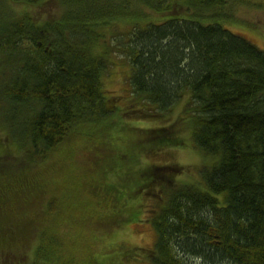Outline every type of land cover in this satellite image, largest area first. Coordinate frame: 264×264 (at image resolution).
<instances>
[{
  "label": "trees",
  "instance_id": "obj_1",
  "mask_svg": "<svg viewBox=\"0 0 264 264\" xmlns=\"http://www.w3.org/2000/svg\"><path fill=\"white\" fill-rule=\"evenodd\" d=\"M165 1L171 0H0L5 65L0 105L7 107L8 118L7 137H0V168L14 167L0 172V186L8 187L0 193V233L10 234L0 238V264H47L54 259L51 234L56 237L69 226L63 219V204L69 202H59L64 188L61 193L53 188L39 211L41 197L34 200V191L46 193V174L40 170L49 157L65 155L71 152L68 146L81 142L98 156L88 175L96 172L101 179L108 167L119 166L115 177L96 185L93 203L99 210L89 215L76 209L82 228L100 235L125 229L152 199L157 205L151 225L158 240L149 260L154 264H264V51L225 27L224 21L234 17L227 10L231 0H172L162 6ZM51 4L56 12L49 20L42 11ZM181 4L190 14L174 11ZM16 6L27 12L12 13ZM214 6L216 13L211 12ZM147 7L163 14L159 23L129 24L131 31L122 34L114 27L118 20L143 19L140 9ZM108 26L113 27L111 35ZM98 40L102 45L96 48ZM117 54L129 62L131 72L132 106L122 108L127 120L163 117L183 104L168 127L140 131L121 126L118 133L125 134L128 147L121 154L114 140H104L110 135L101 132L119 106L102 80ZM186 116L190 125L184 123ZM9 137L27 144L23 157ZM188 144L212 157L201 168V183L179 184L178 166L121 165L129 152L149 157ZM111 146L109 156H100ZM26 159L29 164L21 169ZM116 177L123 181L121 189L112 183ZM126 188L131 194L144 191L147 197L126 203ZM161 196L167 197L162 207ZM109 203L117 209L113 215ZM22 215L32 222L24 232L12 222ZM37 222L45 228L40 242L33 244ZM17 246L20 250H14ZM75 251L68 252L67 264H77ZM109 254L88 256L82 263L114 264V259H102Z\"/></svg>",
  "mask_w": 264,
  "mask_h": 264
},
{
  "label": "rangeland",
  "instance_id": "obj_2",
  "mask_svg": "<svg viewBox=\"0 0 264 264\" xmlns=\"http://www.w3.org/2000/svg\"><path fill=\"white\" fill-rule=\"evenodd\" d=\"M170 2L165 1L162 3V6L168 5ZM230 3H232V5L227 10L231 11V13L234 14V17L229 21H224L225 27H227L230 31L241 35L242 37L247 38L249 41L253 42L264 51V0H231ZM54 6L55 4H51L47 6V10L44 8L45 10L42 12L44 13L45 18L52 20V16L56 12ZM16 7L18 8L16 9L17 11L12 8V13L14 12L20 14L22 12H27L22 7ZM140 10L142 12L141 15L144 17L143 19H138L132 23L127 22L128 24L123 23L122 20H118L121 23H118L117 26L114 25V27L118 29L120 34L131 31L133 26L129 24L137 25V23H140L141 26L147 27L149 23H159L160 17H163V14L157 13L148 7L143 9L141 8ZM215 10L216 6H214L213 11L211 10V12L216 13L214 12ZM2 11L4 14L8 13V10L5 8H3ZM174 11L182 13L183 15L190 14L191 12L188 7L182 4L176 5ZM111 28L113 27L108 26L106 28L108 35H111L109 32ZM106 41L107 46H109L111 41ZM100 45H102L101 40H98L95 44V47L98 48ZM103 51H105V49ZM111 59L113 64L108 67V72L103 76L102 80L104 81L106 91H109L111 95L118 98L117 101L119 106L112 119L102 124L104 129H101V132H106L110 135V139L104 140H114L116 144H112L118 147V150H120L121 154L126 148H128L125 146V144H123V137L125 134L122 133V131L121 133H118L121 126L125 124L133 125L138 127V129L140 128V131L143 129H160L163 127H168L170 124H173L176 121L177 117H179L183 104L174 108L170 113L163 115V117L152 118V120H137L135 118V120H127V118L124 116V109L122 108H127L130 105L132 106V101L128 100L131 92V87L128 80L131 73L129 69V62L118 54ZM4 70L5 65L1 62L0 56V74ZM2 77L3 76L0 75V81ZM6 113L7 107L0 105V137L2 138L7 137V135L5 136L8 129V118L6 117ZM191 120L192 119H190L189 116L184 117V123L186 125H190ZM115 123H117V126ZM8 143H10L14 149L19 150V156L23 155L27 149V144H23L22 141L16 137L15 139L9 137ZM112 146L107 150L106 147H104V151L100 154V156L103 155L105 158L109 156L112 151ZM68 148L69 149L67 151L71 152L65 155L61 153L51 155L49 157L50 163H48V165H46L43 170H40V172L46 174V183L45 179L41 177L43 182L46 184V193H37L34 191V194L36 195L34 200H37L38 197H41L39 205H37L39 206V211L41 208H44L43 204L45 201L49 200L48 198H50V191L53 188L58 189L59 193H61L63 190L62 188H64L65 196L64 198H60L59 202H69L70 206L69 207L67 204H63V208L67 210L63 215V219L66 216L65 221L70 223L69 226L67 228L66 226L62 227V229L58 231V234H56L58 240L54 234H51V236L55 238V244L50 248L54 259L47 264H67L65 260L69 254L68 252L72 251L76 253V249H78L77 252H79L77 254V264H84L82 262L88 256L100 259V257L108 253L112 254L106 255L102 259H114V264H154L149 260V257L154 253L155 249H153V247L158 240L156 231L151 225V221L153 220V214L151 211L156 208V202L152 199L144 202L142 207L146 208L147 210H140L136 216H133L134 220L131 221L130 224L127 223L128 225L126 224L127 228L125 229L115 227L112 228L113 231L111 233L100 235L98 233L99 230H87L82 228L79 223L80 219H78V215H76L77 210L89 213V215L90 213L99 210V207L93 203V201L96 203V200L93 198V194L95 197L97 196L94 190L97 192L99 190V187L96 185L98 182H102L103 180H111L112 174L115 173L117 169H119V166H116L115 169L112 170L108 167L106 169V173L101 179H99L96 177L98 174L96 172H92L91 175H88L89 170H91V162L93 159L98 158V156L90 149L89 145L81 142L77 146H68ZM128 154L129 159L125 161L124 164L122 160V166L124 165L125 167H129L135 164L137 167H139L142 164L143 167H151L154 165H171L180 167V174L177 177V180L179 181L177 182L182 185H186L187 183L191 182L201 183V168L204 166L208 167V165L212 163V157L208 155L203 157L199 152L192 149L191 144H188L186 147L168 149L164 152H160L159 154H154V156L149 157H141L136 152H129ZM69 156L76 157L75 160L78 162V166L75 160L67 158ZM116 162L119 163L118 160ZM27 164H29L28 159H26V161L20 165V168L22 169V167ZM10 167L14 169V167ZM20 168H17L16 170L20 172ZM13 169L7 170V167H1L0 172H12ZM121 172L122 168L120 170V173ZM27 179H31V177H28ZM112 183L121 189L120 185L123 183V181L121 180V177H116L112 179ZM7 189V186H0V193L6 192ZM124 192L126 203L139 202L147 197L144 191H135L133 194H131V192H128V189L126 188L124 189ZM166 199L167 197L164 198L161 196L160 200L158 201V206L162 207V205L166 202ZM116 211L117 209L113 208L111 203H109L110 214L113 215ZM42 212L43 211H41V213ZM68 212H70L69 215H67ZM25 215H27V212H25ZM12 222L15 223V226L18 228V230L23 229V232L24 227L27 224L32 223L26 220L23 215L21 217L18 216V218L14 219ZM44 228V225L38 222L32 226L33 231L36 229L32 235L33 244H38L40 242ZM9 236L10 234L0 233V238L8 239ZM23 244H25V248L30 246V242ZM20 248V246H17L14 250H20ZM33 250L34 246L31 247L27 252L28 258L32 257ZM137 251H139V253H135ZM123 255H126L124 259ZM145 260L148 262L144 263Z\"/></svg>",
  "mask_w": 264,
  "mask_h": 264
}]
</instances>
